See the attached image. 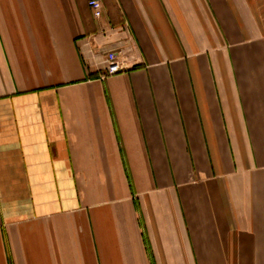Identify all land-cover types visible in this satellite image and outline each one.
I'll return each mask as SVG.
<instances>
[{"label":"crops","instance_id":"1","mask_svg":"<svg viewBox=\"0 0 264 264\" xmlns=\"http://www.w3.org/2000/svg\"><path fill=\"white\" fill-rule=\"evenodd\" d=\"M100 1L0 0V264H264V0Z\"/></svg>","mask_w":264,"mask_h":264},{"label":"built area","instance_id":"2","mask_svg":"<svg viewBox=\"0 0 264 264\" xmlns=\"http://www.w3.org/2000/svg\"><path fill=\"white\" fill-rule=\"evenodd\" d=\"M89 6L93 10L94 16L100 17L102 14V3L100 0H89ZM106 64V72L103 74L104 76L113 75L119 72L122 69L120 65L118 53L116 51L108 52L105 60Z\"/></svg>","mask_w":264,"mask_h":264}]
</instances>
